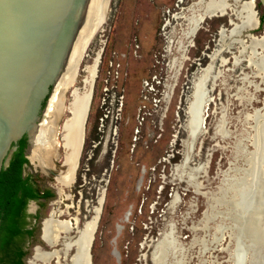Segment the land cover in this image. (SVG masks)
<instances>
[{"label": "rangeland", "instance_id": "374dc122", "mask_svg": "<svg viewBox=\"0 0 264 264\" xmlns=\"http://www.w3.org/2000/svg\"><path fill=\"white\" fill-rule=\"evenodd\" d=\"M193 2H108L63 94L60 173L67 170L61 136L70 93L85 86L97 58L76 179L60 189L59 178L38 177L54 196L44 202L31 247L58 250L63 264H71L76 250L65 259L64 241L79 232L53 248L41 238V221L55 212L57 220L78 217L86 225L99 209L91 264H160L154 253L165 237L172 246L164 264H244L250 256L264 264L258 218L248 243L253 255L244 261L235 251L232 221L239 205L249 213L256 202L254 182L240 188L238 181L260 179L264 170V134L256 144L263 119L257 114L264 115L263 10L256 0H223L229 12L207 17L191 37L174 15ZM249 3L255 13L246 16ZM191 119L202 131L194 138ZM33 254L26 264H43Z\"/></svg>", "mask_w": 264, "mask_h": 264}, {"label": "water", "instance_id": "95a60500", "mask_svg": "<svg viewBox=\"0 0 264 264\" xmlns=\"http://www.w3.org/2000/svg\"><path fill=\"white\" fill-rule=\"evenodd\" d=\"M257 1L264 7V0ZM99 6L100 0L94 8L90 0H0V174L15 149V143L25 134H29L32 141L33 131L49 122L58 133L64 108L63 94L77 76L89 43L84 36L90 35ZM88 13L91 17L85 18ZM58 96L51 117L49 110ZM91 100L92 93L83 134ZM71 102L72 99L69 109ZM70 117L64 120L62 127ZM83 143L84 136L78 164ZM259 149L258 146L256 157ZM67 170L56 174V178L64 176ZM99 218L100 215L98 222ZM59 220L66 222L71 231L80 230L85 224L81 225L78 217ZM1 223L0 206V228ZM73 235L69 234L70 237ZM93 239L89 251L91 257ZM241 256L244 261L246 254Z\"/></svg>", "mask_w": 264, "mask_h": 264}, {"label": "bare ground", "instance_id": "6f19581e", "mask_svg": "<svg viewBox=\"0 0 264 264\" xmlns=\"http://www.w3.org/2000/svg\"><path fill=\"white\" fill-rule=\"evenodd\" d=\"M109 1L110 0H100V6H99L100 9L98 8V13L96 12L95 15L96 17L92 31L89 36L87 35L84 36L86 37L85 40L88 38L89 41L90 38L94 35V33L97 31V29L104 22V19L106 17L104 11ZM97 2L98 0H90V3L93 6V8L95 7V5H97ZM251 3L246 5L248 8L247 9L248 14L246 16H250L255 13L253 10V5ZM229 9H230L229 4L223 3V0H194V2L189 7L182 8L181 12H178L176 15H174V18L177 20L183 19L185 23H187V27L185 29L186 36L194 37L196 33H198L197 30L200 28L202 22L206 20L207 17H213L216 15H226V13L229 12ZM87 17L89 18L91 17L90 13H88L85 18ZM184 21H182V23ZM256 23H257V19L255 20V23L251 27L255 26ZM88 41H86V43H88ZM98 62L99 60L96 58L94 65L87 67L89 77L85 80V86L83 88L75 87L72 94L73 100L70 104V109H69V111L71 112V117L66 121L64 127H62V131H63L62 146L64 148L63 161L65 166H67L68 170L67 173L58 180V187L60 189L68 187L74 180V171L78 164V155L83 142L84 120L88 111V104L91 97L93 80H95L96 78V70H97L96 67L98 65ZM57 102H58V97L53 107L49 110L51 117H53L52 114H54L55 112ZM194 115L195 114H193V117ZM196 116L198 117V114H196ZM261 116H263V119ZM256 119H258L259 121L262 119L258 126L259 136H258V140L256 141V144H258L262 139L261 134H264V115L257 114ZM193 121L191 119L190 135L191 137L194 138L197 135H199L202 131H198L197 129L198 127L195 129V126L197 125H195L194 124L195 121L194 122ZM53 133H54V126L52 122H49L48 124L43 125L33 131L32 144H31L32 146L30 151L32 157L38 159L40 164L44 167L50 165L49 161L51 160L48 161V158L50 155H53L55 152L54 151L55 147L53 146V141H52ZM253 182L256 191L255 193L256 202L250 208L251 209L250 212L246 213L240 207L239 200H237V202L236 200L234 201L235 204L238 203L239 205V208L237 209V214H235V216L232 217L233 226L236 228L235 251L238 257H240L242 253L245 254L249 253V255L250 254L253 255L252 252L253 247L248 248V246L250 244L249 241H251L253 236L252 233L250 234V230L251 229L255 230L254 223L257 218H258L257 227L259 228L261 236L264 232V200L262 199L264 197V170H262V177L260 179L255 178L248 180L247 177H245L238 181L240 188L250 187L253 184ZM240 193H242L241 190L239 191V194ZM243 201L246 202L245 199H243ZM99 212L100 210L96 209V213H95L96 215L94 216L92 222L87 223L86 225L84 224L85 226L82 229L76 230V232L77 231L79 232L78 234L79 237L76 238L75 241L74 240L72 241L70 240V238L66 237V241H64L66 243L64 244L65 259H67L71 255L70 252L72 251V249L76 250L75 254L71 258V264H91L92 257L90 256L89 251L91 248L94 232L96 231ZM54 213L55 212L50 213L51 218H49L47 222H45L46 221L45 220L44 221L45 225L42 227L43 239L47 244L51 245L52 247L53 245L55 246L59 244L63 236L69 235L75 231V230L71 231L66 222L55 219ZM225 228H226L225 226L223 228L222 226H220L218 231L220 232L224 231ZM73 234L74 235L71 236L72 238L75 235H77L76 233ZM257 240L258 239H256V241ZM59 246H60L59 248L63 247L61 245ZM170 246L172 245L170 244V242L166 237L163 241L159 242V245L157 246L156 251L154 253L155 261L157 263L164 264L166 262L167 257L169 255ZM261 258L262 261L264 262V249L261 252ZM34 259L36 262H42L43 264H50L52 260L56 259L57 260L56 264H63L62 262L63 258L60 254V251L58 250H54L52 252H45L40 247H37L34 254ZM244 264H262V262L255 260L252 261V257L250 256V258L247 259V261Z\"/></svg>", "mask_w": 264, "mask_h": 264}, {"label": "trees", "instance_id": "16d2710c", "mask_svg": "<svg viewBox=\"0 0 264 264\" xmlns=\"http://www.w3.org/2000/svg\"><path fill=\"white\" fill-rule=\"evenodd\" d=\"M260 15V24L264 23V7ZM24 138L19 141V148L14 152L10 163L5 166L0 174V206H1V228H0V264H24L23 256L25 252L14 251L10 253V246L16 234L21 232L19 218L27 200L46 198L54 196L52 189L47 188L45 192L29 183V179L23 177V163L26 158L23 156ZM44 205V203H43ZM10 259L6 263L5 259Z\"/></svg>", "mask_w": 264, "mask_h": 264}, {"label": "flooded vegetation", "instance_id": "af4514ba", "mask_svg": "<svg viewBox=\"0 0 264 264\" xmlns=\"http://www.w3.org/2000/svg\"><path fill=\"white\" fill-rule=\"evenodd\" d=\"M57 134L58 133L54 132L53 137H52L53 146L55 147V149H54L55 152L53 155H50L48 158V161L51 160V161H49L50 165L45 166V167L40 164L38 159H35L32 157V154L30 151L31 146H32L31 145L32 141H31L29 134H25L23 136V138H24L23 156L27 160L26 162L23 163V168H22L23 177L29 179L28 180L29 183L32 184L36 188V190H38V188H40L42 190L41 192H45V190L48 187H44L43 185H41L38 177L39 176H47V177H53V178L57 179L56 174L60 173L58 171V166L63 165V163H58V160H59L58 155L60 153V148H59L60 144L58 141H56L57 140ZM19 141L15 143V145H14L15 149L13 150L7 165L10 163V160L12 159L14 152L19 148ZM56 147H58V148H56ZM52 156H53V158H52ZM45 201H46V198H44V197H40L37 199H32V198L28 199L26 204L24 205L22 213L20 215L19 226L21 228V232L15 235L13 243L10 246V253H12L14 251H21V250H22V252H25V255L22 258L24 261V264H26L28 254L31 251V249L35 252V248L37 246L42 247L39 244L33 245L32 247H31V245L35 241V236L37 233L38 224H39L40 219H41V210L43 207V203ZM44 219L45 218H43V220ZM43 220L41 221V223H42L41 230L43 227ZM41 238H43V233H41ZM5 260H6L5 261L6 263L11 262V260L8 258Z\"/></svg>", "mask_w": 264, "mask_h": 264}]
</instances>
